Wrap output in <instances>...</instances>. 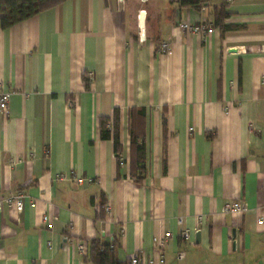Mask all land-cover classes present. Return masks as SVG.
Instances as JSON below:
<instances>
[{
    "label": "crops",
    "instance_id": "1",
    "mask_svg": "<svg viewBox=\"0 0 264 264\" xmlns=\"http://www.w3.org/2000/svg\"><path fill=\"white\" fill-rule=\"evenodd\" d=\"M222 5L231 29L178 28ZM0 83V195H23L0 211V264H88L78 244L116 238V257L139 264H264V0H65L0 26ZM115 108L119 158L98 129ZM234 200L244 209L224 212Z\"/></svg>",
    "mask_w": 264,
    "mask_h": 264
},
{
    "label": "trees",
    "instance_id": "2",
    "mask_svg": "<svg viewBox=\"0 0 264 264\" xmlns=\"http://www.w3.org/2000/svg\"><path fill=\"white\" fill-rule=\"evenodd\" d=\"M65 0H0V26L8 28L11 25L26 19L34 14H37L45 9L51 8L60 4ZM204 0H180L183 6L199 8ZM214 19L212 24L219 26L221 30L231 29V25L224 24V19L229 13L225 10V6L214 7L212 9ZM85 86H88V81L85 79ZM136 112L143 115L142 109H132L131 113ZM99 135L102 139H111L113 149L117 158L121 154V143L119 138V110L114 109L110 117L100 116L98 120ZM129 142H130V175L136 182L143 179L146 173L145 165V141L142 136L135 131L133 125H129ZM105 202L102 199L99 207V216L103 217ZM118 244L117 238L109 243H101L97 239H93L90 243L88 251L85 250V258L92 264H130L129 258L120 260L116 257L115 249Z\"/></svg>",
    "mask_w": 264,
    "mask_h": 264
},
{
    "label": "built area",
    "instance_id": "3",
    "mask_svg": "<svg viewBox=\"0 0 264 264\" xmlns=\"http://www.w3.org/2000/svg\"><path fill=\"white\" fill-rule=\"evenodd\" d=\"M141 2H144L145 0H140ZM178 28L186 33L197 35L200 37H206L208 34L212 33L215 30V26L207 21H199V22H188V21H180L178 23ZM141 38V37H140ZM170 48V42L169 40H161L157 44V50L159 52L166 51ZM9 98H10V91L4 86V84L0 83V113L6 114L8 112V104H9ZM59 177H63L60 175ZM76 181L80 182L82 178H74ZM88 179V178H87ZM88 181H90L88 179ZM12 206L16 210L20 211L23 207V195L19 192L10 193L6 196L0 195V211L3 207V205ZM244 209V204L241 201L234 200L230 201L224 204L223 211L224 212H231V213H238L241 212ZM105 212L108 211L107 204L104 205ZM43 222L47 224L48 227H51V223L48 222V216L43 215L42 217ZM171 236V232H165L163 236L156 237L153 240L156 243L163 244L166 238ZM179 237L182 240H188L189 239V231L187 229H181L179 232ZM78 249L80 252L85 253V249L83 245L78 244ZM140 258L137 254H134L129 257V263L130 264H139ZM160 261H162V256L160 257ZM92 264V263H88Z\"/></svg>",
    "mask_w": 264,
    "mask_h": 264
},
{
    "label": "water",
    "instance_id": "4",
    "mask_svg": "<svg viewBox=\"0 0 264 264\" xmlns=\"http://www.w3.org/2000/svg\"><path fill=\"white\" fill-rule=\"evenodd\" d=\"M138 24H139L140 29L143 30L144 28V11L143 10L139 11ZM141 37H143V33L141 34Z\"/></svg>",
    "mask_w": 264,
    "mask_h": 264
}]
</instances>
